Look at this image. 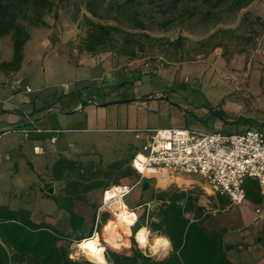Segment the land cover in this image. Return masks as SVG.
Instances as JSON below:
<instances>
[{
  "label": "crops",
  "instance_id": "1",
  "mask_svg": "<svg viewBox=\"0 0 264 264\" xmlns=\"http://www.w3.org/2000/svg\"><path fill=\"white\" fill-rule=\"evenodd\" d=\"M43 20L51 25L49 19L43 17ZM26 28L30 38L23 45V58L19 70L15 72L0 70V155L3 152L5 154V159L0 158V204L7 205L14 210L19 208L29 210L30 219L33 222L52 227L61 235L57 244L69 249V244L87 237L94 230L97 206L101 202L104 189L110 185L135 183L133 190L125 198V203L136 209L138 215L143 212L149 213L158 206L167 204L174 193L183 192L184 196L179 198L178 203L183 205L187 198H192L195 208L196 206L201 207L200 217L196 218V221L202 220L201 225L207 231L222 233L224 243L229 245L227 256L233 264H264V192L256 178L246 177L244 179L245 199L241 203H233L228 195L212 192L207 184L196 176L170 174L166 179H140L130 164L132 156L139 150L137 144L133 142H127V146L124 148L127 149V152L123 153H118L116 146H113L109 155V152L101 153L102 150L98 143H88L75 137L77 132L93 130L105 134L104 137L100 136L102 142L99 143L109 144V138L106 134L108 131L116 133L134 132L136 128L133 127L118 126L117 123L114 127L110 126L114 120L117 121V117L111 118L107 110L112 108L110 104L115 100L100 101L98 97H106L108 93L113 92L114 89L112 88L106 91L110 84L125 81L126 68L123 65L125 63L131 65L137 61V58L119 56L111 51L92 54L81 48L79 50L72 47V38L66 32L62 30H59V33L57 30L54 32L55 27L27 26ZM64 47L68 51L70 61L73 60L74 55L78 57L76 65L96 66L100 69L95 78L85 77L84 79L99 83L102 92L100 95L86 94L84 96L85 102H77L73 108L67 107L58 111L50 107V102H56L59 97L57 95L44 96L40 94V91L33 94V90L22 78L21 73L26 60L30 59L29 52L40 48L57 51L60 48L64 49ZM12 54L11 35L0 37V61L11 60ZM161 71L163 70L158 72ZM151 75L144 74L141 77ZM126 76H131L132 79L135 77L134 73H129ZM76 79L82 81L80 78ZM185 80L188 81L189 76H186ZM16 81L19 83L13 88V83ZM26 87H29L30 91H26ZM136 91L134 98L138 100L161 98L155 96L160 92ZM78 96L83 97L80 93ZM208 102L211 101L205 98L203 103L214 106L220 101L216 104H209ZM88 103L93 105L86 108L85 105ZM13 105H19L21 110H14ZM101 106L105 107L101 109ZM37 110L39 116L46 120L42 124V131L23 134L20 127L22 125V128L29 127V119H32L33 124L37 127L36 123L38 124V122L36 120L40 119V117L35 119ZM26 114L29 118L24 116ZM50 114L54 116L51 119L49 118ZM216 118L219 119V117ZM83 120L86 123L94 120L100 126L91 129L72 126L73 123H79ZM15 125L18 126L20 132L17 129H11V126ZM45 127H50L52 130L48 131ZM77 129L80 131L75 132L74 130ZM234 129L235 131L232 132L220 131L226 133L241 131L237 127ZM10 131L21 133L24 138L34 134L35 137L31 139L30 143L32 152L40 156H48V162L40 168H35L32 163L27 161L23 151L24 147L28 146L25 139L9 137V139L1 142L2 138ZM50 137L55 138L54 142L50 141ZM45 138L48 139V142H45ZM135 139H138L142 145L143 136L135 137ZM107 155L110 158H106ZM12 159L14 164L9 162ZM19 159L25 160V163L27 161L28 172L34 176V180L27 184L3 185L8 173L13 171L10 177L18 175L17 160ZM168 179L169 181L163 183ZM256 208L262 209V213H257ZM193 211H195L194 208L184 212L190 221L194 220ZM107 215V213L101 215L99 226L105 223ZM144 229L148 231L147 228ZM158 236L160 235H155V237ZM164 237L169 243L167 249L169 253L172 249L171 243L166 236ZM131 249L132 247L125 252L130 253ZM107 264L109 263L107 262Z\"/></svg>",
  "mask_w": 264,
  "mask_h": 264
},
{
  "label": "rangeland",
  "instance_id": "2",
  "mask_svg": "<svg viewBox=\"0 0 264 264\" xmlns=\"http://www.w3.org/2000/svg\"><path fill=\"white\" fill-rule=\"evenodd\" d=\"M52 1L54 2L53 7L44 15V18L49 19L51 22V25L47 24V26L49 28L57 27V33H59V30L66 32L72 38V47L80 50L82 39L85 36L82 16L88 14L84 4L86 0ZM115 1L121 2L123 0ZM157 3L154 5L153 11L155 18L160 20L163 15L157 8ZM244 12L259 15L264 20V0H254L249 6L235 13L230 21L221 24V26H237ZM147 31L155 39H175L182 34L188 37V41L182 50L176 51L172 47H164L157 40H154L143 53L139 54L136 62L131 65L126 63L123 65L126 68L125 81L110 84L106 91L112 88L114 89L112 90L113 92L111 94L108 93L106 97H98L100 101L115 100L110 104L112 108L107 110L111 118L115 119L117 117V121L114 120L110 126L114 127L116 123L118 126H129L136 129L159 126H187L206 132L220 130L232 132L237 127L242 132L248 124L240 121L239 117L250 116L264 120V31L258 36L255 48L246 53H236L233 51L234 47L231 44L232 46H230L226 57L223 56L222 48L203 53L204 49H201L196 42L204 37L206 31L195 22L174 25L165 30L154 22ZM28 55L30 59L26 60L21 76L33 90V94L40 91V94L44 96L57 95L59 97L56 102L50 100V107L54 110L60 111L62 108H73L75 103L85 102L84 96L86 94L100 95L102 92L99 83L84 79L85 77L95 78L96 74H99L100 69L96 66L76 65L78 57L74 55L73 60L70 61L65 47L57 51L35 49L29 52ZM160 70L163 71L158 72ZM129 73H134L135 77L132 79L131 76H126ZM153 73L157 74L151 75ZM144 74L151 76L141 77ZM186 76H189L188 81L185 80ZM76 78H80L82 81ZM135 89L139 92H160L157 95L161 94L162 97L138 100L134 98ZM77 92L83 97H79ZM127 98L129 99L127 100ZM205 98L211 101L208 102L209 104H216L223 100L221 107L225 111L223 118H209L205 114L207 106V104L203 103ZM91 105L93 104L88 103L85 107L89 108ZM13 106L20 107L19 105ZM103 107L105 106H101V109ZM37 117H40L38 110L35 119ZM51 117L54 116L50 114L49 118L51 119ZM36 121L38 122L36 126L42 130V124L46 120L40 117ZM73 124L72 126L75 128L91 129L100 126L94 120L88 123L83 120ZM233 125L236 127H231ZM22 126L20 127L21 129L26 128H22ZM45 128L48 131L52 130L50 127ZM11 129L18 130L19 128L15 125L11 126ZM77 133L75 137L80 138L78 140L98 143L103 154L109 152L110 155L113 146H116L118 153L127 152V149H124L127 146V142L137 144L139 150L141 147L139 140L135 139V132L132 131L120 133L108 131L106 134L109 138V144L99 143L102 142L100 136L104 137V133L100 134L93 130ZM23 134L10 131L2 138L1 142L9 139V137L25 139L28 143V146H25L23 150L26 154V160L32 163L35 168H40L48 162L49 158L48 156H40L32 152L30 143L31 139L35 137L34 134H30L28 138H24ZM45 139V142H48V139ZM0 158L5 159L4 152L1 153ZM106 158L110 157L107 155ZM27 161L25 163L23 159L17 160L18 175L10 177L13 171L8 173L3 185L27 184L33 181L34 176L28 172ZM9 162L14 164L13 159ZM167 181L169 179L164 182L161 180L163 183ZM148 231V243H153L157 234ZM131 235L130 228L128 234L127 227L122 240L116 242L105 235L103 229L99 232V236L105 239L106 249L119 252H125L133 247ZM135 241V247L155 259L163 258L169 251L166 253H162V251L154 252L150 249V246L141 247L136 238ZM68 246L72 258H86V255L79 250L77 242H72Z\"/></svg>",
  "mask_w": 264,
  "mask_h": 264
},
{
  "label": "trees",
  "instance_id": "3",
  "mask_svg": "<svg viewBox=\"0 0 264 264\" xmlns=\"http://www.w3.org/2000/svg\"><path fill=\"white\" fill-rule=\"evenodd\" d=\"M253 1L86 0L84 4L89 15L82 16L85 36L80 48L87 53L111 51L135 59L151 42L157 40L162 46L179 51L188 37L180 34L175 39H155L147 30L154 22L163 30L195 22L206 31L204 37L196 42L204 49L203 53L222 48L226 57L232 45L234 52L246 53L255 48L258 36L264 31V20L259 15L244 12L237 26L221 24L230 21L235 13ZM156 2L163 15L160 20L154 16ZM53 4L52 0H0V37L10 34L13 49L11 60L0 61V70H19L23 45L30 38L26 27L47 26L43 17ZM222 103L223 100L214 106L207 105L205 114L209 118H223L225 111L221 108ZM239 120L248 124L244 130L256 125L264 127V120L256 117H239ZM183 196V192L174 193L167 204L149 213L137 214V220L130 228L134 246L131 252L106 249L105 260L109 264H233L227 256L229 245L224 243L222 233L207 231L201 225L202 220L196 221L200 217L201 207L195 208L192 198H187L183 205L178 203ZM193 208L194 220L190 221L184 212ZM70 214L73 215L72 212ZM107 219L108 215L105 223ZM144 228L169 239L172 249L168 255L155 259L135 247L136 235ZM60 239L61 235L52 227L33 222L29 210H14L0 204V264H97L88 256L72 258L68 248L57 244Z\"/></svg>",
  "mask_w": 264,
  "mask_h": 264
},
{
  "label": "built area",
  "instance_id": "4",
  "mask_svg": "<svg viewBox=\"0 0 264 264\" xmlns=\"http://www.w3.org/2000/svg\"><path fill=\"white\" fill-rule=\"evenodd\" d=\"M18 83H13V88ZM25 89L30 91L29 87ZM13 108L21 110L18 106ZM24 116L28 117L27 114ZM29 124V127L21 129L25 135L42 131L35 127L32 119H29ZM134 132L136 137L143 136L140 150L130 161L140 179H156L162 173L196 176L212 192L228 195L233 203H241L245 199L243 181L246 177L256 178L264 192V127L261 125L234 133L203 132L188 127H153L134 129ZM54 140L50 137L51 142ZM134 186L135 183H118L104 189L96 209L93 234L77 242L99 236L104 225L99 226L101 215L107 213L108 221L119 207L125 209L133 225L137 220V211L125 203V198ZM261 210L256 208L257 213H262ZM104 240L99 236L105 254Z\"/></svg>",
  "mask_w": 264,
  "mask_h": 264
},
{
  "label": "bare ground",
  "instance_id": "5",
  "mask_svg": "<svg viewBox=\"0 0 264 264\" xmlns=\"http://www.w3.org/2000/svg\"><path fill=\"white\" fill-rule=\"evenodd\" d=\"M167 177L168 175L166 173H162L161 176H159L161 179H166ZM132 223L133 221L128 217L125 209L119 207L114 211V216L104 223L102 228L103 233L113 241H120L122 240L123 234L127 231V227L129 233V228H131ZM136 240L141 247L150 246V249L154 252L162 251L163 253L169 248L168 241L162 235L156 237L153 243H148L147 231L145 229L138 231ZM78 246L79 250L94 262L98 264H107V261L104 258V245L100 244L99 236L80 241Z\"/></svg>",
  "mask_w": 264,
  "mask_h": 264
},
{
  "label": "water",
  "instance_id": "6",
  "mask_svg": "<svg viewBox=\"0 0 264 264\" xmlns=\"http://www.w3.org/2000/svg\"><path fill=\"white\" fill-rule=\"evenodd\" d=\"M55 30H57V27L54 28V32H55ZM155 96L162 97V95H155ZM152 182H153V180H152Z\"/></svg>",
  "mask_w": 264,
  "mask_h": 264
}]
</instances>
